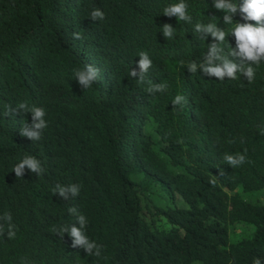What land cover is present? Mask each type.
<instances>
[{
    "label": "trees",
    "instance_id": "1",
    "mask_svg": "<svg viewBox=\"0 0 264 264\" xmlns=\"http://www.w3.org/2000/svg\"><path fill=\"white\" fill-rule=\"evenodd\" d=\"M179 2L0 0V216L10 213L15 231L10 239L0 220V264H264V195L244 197L264 190V62L252 82L187 69L214 42L196 24L229 33L219 45L227 56L236 23L256 22L238 7L224 24L214 0H183L190 23L164 15ZM96 8L103 20L89 17ZM141 52L152 60L144 83L129 75ZM86 64L99 76L83 89L74 70ZM149 83L167 88L152 95ZM176 95L185 103L174 109ZM22 102L45 110L39 141L20 134L30 112L6 115ZM225 154L246 162L232 168ZM25 156L43 173L16 177ZM57 184L79 194L65 200ZM69 208L86 217L99 257L53 231L79 227Z\"/></svg>",
    "mask_w": 264,
    "mask_h": 264
},
{
    "label": "clouds",
    "instance_id": "2",
    "mask_svg": "<svg viewBox=\"0 0 264 264\" xmlns=\"http://www.w3.org/2000/svg\"><path fill=\"white\" fill-rule=\"evenodd\" d=\"M187 4L180 0L179 3L169 5L163 10L164 15L168 17L175 16L177 20L190 23L191 16L187 13ZM214 7L217 10H223L226 14L223 17L224 24H231L233 22V14L238 10L242 14V18L245 21H255L252 23H236V26L231 30V34L235 37L236 47L232 48L227 56L223 54L224 50L219 45L222 44L226 35L225 31L215 24H196L195 32L200 34V38L205 39L207 35H211L214 38V42L209 45L208 51L204 55L203 62L199 65L196 62H189L187 69L190 73H196L198 69L203 71V74L209 77H215L219 80L236 79L237 73L242 74L248 82H252L255 79L256 68L261 62H264V0H243L242 4H235L232 0H214ZM89 17L93 20H103L104 12L99 8L94 9ZM163 35L166 38H172L173 27L170 24L165 23L163 25ZM73 38L82 39L79 33H73ZM140 57L138 61L139 71L132 69L129 75L137 80L139 83H144L145 74L152 66V60L145 52H141L138 55ZM229 57H232L231 59ZM236 61H239L238 63ZM183 61L181 64L183 65ZM75 79L83 89L89 88L94 82L97 81L99 76V69L92 64H86L83 69L74 70ZM167 88L166 84H151L147 88V92L154 95L157 92H164ZM185 103V97L182 95H176L172 100V106L175 109L177 106H183ZM27 113L32 115V123H26L20 130V134L27 137L31 141H39L43 129L47 127V122L44 119L46 113L42 107L29 108L27 103H20L15 108L9 107L6 115L15 114L16 112ZM264 134V130H262ZM224 161L235 168L246 162V155L225 154ZM40 175L44 169L41 167L40 161L34 156H25L18 164H16L12 171L15 172L16 177H22L25 169ZM209 183L215 185V180H210ZM79 186L71 184L68 186H62L57 184L52 190L53 194L58 193L60 197L68 200L71 197H75L79 194ZM70 214L76 216V220L79 223V227L74 225L61 226L53 229L55 234H59L61 238L64 233H68L72 237V247L79 246L84 249L89 256L99 257L101 255V245H98L95 241H91L83 229L87 224V219L84 215L78 214L75 208L68 209ZM11 214H5L0 216V220L8 222L7 236L11 239L15 237L14 225L11 224ZM4 227L0 224V235H3ZM254 264H261L259 259L254 261Z\"/></svg>",
    "mask_w": 264,
    "mask_h": 264
},
{
    "label": "rangeland",
    "instance_id": "3",
    "mask_svg": "<svg viewBox=\"0 0 264 264\" xmlns=\"http://www.w3.org/2000/svg\"><path fill=\"white\" fill-rule=\"evenodd\" d=\"M264 195V190H260V191H252V192H246L244 194V197L247 198L248 200H252L255 201L258 198H261ZM242 228V226L237 225L236 228H234L235 233L239 234L240 229Z\"/></svg>",
    "mask_w": 264,
    "mask_h": 264
}]
</instances>
